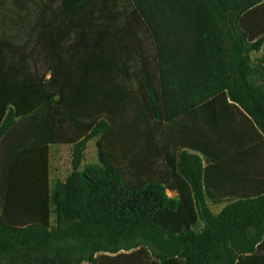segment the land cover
<instances>
[{
  "label": "trees",
  "instance_id": "16d2710c",
  "mask_svg": "<svg viewBox=\"0 0 264 264\" xmlns=\"http://www.w3.org/2000/svg\"><path fill=\"white\" fill-rule=\"evenodd\" d=\"M0 264H264V0H0Z\"/></svg>",
  "mask_w": 264,
  "mask_h": 264
},
{
  "label": "rangeland",
  "instance_id": "374dc122",
  "mask_svg": "<svg viewBox=\"0 0 264 264\" xmlns=\"http://www.w3.org/2000/svg\"><path fill=\"white\" fill-rule=\"evenodd\" d=\"M257 52H251L250 57H255ZM252 60V59H251ZM253 65L257 64L259 60H252ZM258 84L257 81H255ZM97 141L98 138H93L87 142L83 159L81 162L80 170H83L85 167L94 166L99 167V159H98V150H97ZM202 158V157H201ZM71 160H72V149L70 146L65 145H56L50 148V182L54 187L55 184L59 182H64L67 176L71 172ZM204 161V159L202 158ZM168 197L176 198V194L172 192H167ZM206 207L210 210L213 215H218L225 206L228 205V201H222L220 203H215L210 199H204ZM55 216L51 215V224L52 228L55 226ZM202 227L201 222H199L196 227L193 229L195 231H199Z\"/></svg>",
  "mask_w": 264,
  "mask_h": 264
},
{
  "label": "crops",
  "instance_id": "0c3cea01",
  "mask_svg": "<svg viewBox=\"0 0 264 264\" xmlns=\"http://www.w3.org/2000/svg\"><path fill=\"white\" fill-rule=\"evenodd\" d=\"M261 56H262V50L258 51L256 53L255 57L251 56V59L252 60H260ZM49 178H50V171H49Z\"/></svg>",
  "mask_w": 264,
  "mask_h": 264
}]
</instances>
